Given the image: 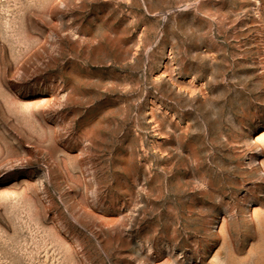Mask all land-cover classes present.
Masks as SVG:
<instances>
[{"label":"rangeland","instance_id":"374dc122","mask_svg":"<svg viewBox=\"0 0 264 264\" xmlns=\"http://www.w3.org/2000/svg\"><path fill=\"white\" fill-rule=\"evenodd\" d=\"M0 264H264V0H0Z\"/></svg>","mask_w":264,"mask_h":264}]
</instances>
